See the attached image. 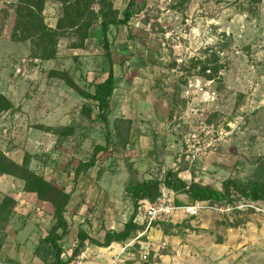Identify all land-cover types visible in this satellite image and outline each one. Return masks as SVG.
Listing matches in <instances>:
<instances>
[{
  "label": "rangeland",
  "instance_id": "1",
  "mask_svg": "<svg viewBox=\"0 0 264 264\" xmlns=\"http://www.w3.org/2000/svg\"><path fill=\"white\" fill-rule=\"evenodd\" d=\"M17 1L0 0V94L17 108L0 114V150L14 162L25 153L34 156V172L52 179L58 170L67 182L73 179L69 167L87 161L91 152L72 155L66 147L54 149L56 137L35 127L67 125L83 102L47 72L67 71L84 87L85 73L106 74L100 32L92 28L84 50L77 48L76 35L67 33L59 41L58 60L41 63L31 58L29 42L10 40L11 7ZM113 2L122 13L129 0ZM61 9L59 0L46 1L43 16L49 28H55ZM131 12L126 27H111L108 34L116 83L129 60L154 67L146 76L156 77L168 105L166 138L160 147L164 152L174 146L166 151L175 163L171 168H186L179 178L187 183L193 180L218 190L229 178H250L264 159V0L255 5L248 0H135ZM205 56L216 58L222 68L213 81L193 69ZM176 86L178 95L173 96ZM73 123L87 129L88 124ZM193 145L201 152L189 165L185 159ZM158 166L151 175L167 170ZM7 190L2 184L0 195ZM207 205L197 218L184 216L178 225L182 242L200 249L191 254L197 261L188 264H264V204ZM128 257L123 264L132 263ZM147 264H152L151 257Z\"/></svg>",
  "mask_w": 264,
  "mask_h": 264
},
{
  "label": "crops",
  "instance_id": "2",
  "mask_svg": "<svg viewBox=\"0 0 264 264\" xmlns=\"http://www.w3.org/2000/svg\"><path fill=\"white\" fill-rule=\"evenodd\" d=\"M133 60H129V64L121 67L122 75L119 77L121 80L117 81L111 98L112 111L108 118L110 143L107 154L101 156L95 167L84 171L76 183H73L76 184L75 186L69 183L70 180H73L72 177H69L67 182L61 180V172L58 170L56 171L57 176L53 174L52 179L47 178L45 174L37 173L54 186L64 188L65 193L72 192L71 201L64 213L69 229L67 236L60 243L63 249L62 260L71 257L72 250L77 245L78 231H83L89 239L102 242L107 231L119 233L123 230L124 224L133 214L131 202L124 197V186L128 180L126 164L133 165L139 179H149L151 170H158L157 167L160 166L158 163L167 169H172L171 166L175 167V163L172 162L173 160L170 161L167 154L169 149H174V146H168L164 152L160 147V142H165L166 138L164 130L167 114L164 113V109L168 108L163 99L165 94H162V86L155 76H146V73H154L153 66L135 64ZM140 62L142 63V61ZM82 69L81 67L80 70ZM113 71L115 76L114 66ZM77 72L82 73L81 71ZM85 74L87 87L92 83H102L107 73L100 77L96 73ZM68 91L74 93L70 89ZM78 98L81 100L79 96ZM81 117L79 114L72 116L71 121L64 126L70 124L74 126L73 121H82L87 124L85 118ZM91 119L93 124L86 125L87 129L76 127L75 137L63 143V147L73 153L72 155L78 151L91 152L94 144L105 145L102 124L94 116ZM120 120L131 122V129L127 135L128 141L125 144L119 142V130L114 129ZM43 126L54 127L45 124ZM82 136L84 138H81ZM22 160L23 157L15 163L21 164ZM87 161L83 160L80 163ZM78 165L69 167L70 176L73 175ZM3 177L7 176L0 177V188L2 184L6 183L8 190L4 195H0V198L3 196L12 197L16 201V207L5 230L6 237L0 248V264H10V261L18 264H42L45 257L37 256V249L54 223L53 208L49 203L37 201L34 194L22 192L20 181L11 177L2 180ZM11 188L14 192L10 190ZM174 199L178 208L192 203L186 195L174 194ZM184 218V215L177 211L170 223L155 225L148 233V237L153 240L167 244L166 250L156 256H150L152 264H188L197 261L198 258L191 257V254L195 255L197 254L196 250H200L197 248L198 244L193 242V245L187 244V240H183L186 243L182 242V238L177 232L178 225ZM133 222L142 228L140 219L134 218ZM189 222L191 223L192 220ZM141 231L142 229L135 236ZM66 240L68 245L64 246L63 242ZM124 244L113 243L104 249L89 245L86 241L82 252L86 251L89 259L83 264H109L111 258L119 253ZM134 249L137 250L138 246H134ZM136 250H133L131 254L123 255V258L131 256L126 259L132 263L127 264H140L138 252L134 255ZM99 255L101 257H98ZM46 261L49 262L48 259Z\"/></svg>",
  "mask_w": 264,
  "mask_h": 264
},
{
  "label": "trees",
  "instance_id": "3",
  "mask_svg": "<svg viewBox=\"0 0 264 264\" xmlns=\"http://www.w3.org/2000/svg\"><path fill=\"white\" fill-rule=\"evenodd\" d=\"M47 0H18L11 9L9 20L10 40L17 43L29 42L31 58L41 63L58 60L57 48L59 41L71 33L78 38L77 48L84 50L85 42L90 37L92 28L99 29V42L103 50V57L108 64L106 78L102 83L90 84L84 87L75 81L72 74L62 70H50L47 77L62 81L65 86L72 90L82 100L79 115L85 118L87 124H93L92 116L102 124L104 133V146L94 144L91 155L87 162L80 163L74 170L73 181L76 183L82 173L93 168L100 161L101 156L107 154L110 143L109 116L111 114V98L116 89V78L113 71L110 43L108 34L110 28L126 27L132 17L131 8L135 0H129L125 10L120 13L113 0H59L62 9L61 17L56 22L55 28H49L43 16ZM255 5L262 0H248ZM97 7V10L94 9ZM174 63L168 65L173 69ZM199 68V75L206 81H213L221 71L216 58L205 56L203 60L196 61L193 69ZM179 87L174 88L173 96L178 95ZM17 108L3 95L0 94V114L14 112ZM168 119L171 120L168 114ZM82 120V119H81ZM82 122V121H80ZM84 122H82L83 124ZM87 127V126H86ZM75 126L72 124L64 127L36 126V130L43 131L56 137L54 149L63 147V143L75 137ZM82 128V127H81ZM114 129L119 130L118 140L125 144L128 141V133L131 122L120 120ZM121 133V134H120ZM125 134V135H124ZM81 138H84L82 136ZM34 156L25 153L22 163L17 164L0 150V177H11L22 183V192L34 194L37 201L49 203L53 208L54 223L46 237L41 241L37 249V256H44L42 264H70L80 255L85 242L98 248H108L111 244H123L135 236L142 228L134 224L137 205L142 200L153 202L159 195V187L164 186L173 194L186 195L192 202H203L211 205H233L238 202L263 203L264 204V159L254 170L252 176L245 181L229 178L221 184V189L209 185H202L193 180L189 183L181 180L179 174L186 168L167 169L157 175L153 174L149 179H139L132 164H126L128 180L124 186V197L133 207V214L124 224L119 233L107 231L102 242L89 239L83 231L76 235L77 245L72 250L71 257L62 260L63 249L61 241L68 234V223L64 213L71 201L72 192L65 193V189L54 186L43 176L38 175L30 168V160ZM16 207V201L10 196L0 198V248L6 237L5 230L8 226ZM49 260L46 261V260ZM10 264H18L10 261Z\"/></svg>",
  "mask_w": 264,
  "mask_h": 264
},
{
  "label": "built area",
  "instance_id": "4",
  "mask_svg": "<svg viewBox=\"0 0 264 264\" xmlns=\"http://www.w3.org/2000/svg\"><path fill=\"white\" fill-rule=\"evenodd\" d=\"M186 156V163L192 165L195 162L196 157L201 150L195 145L191 146ZM207 203L195 202L192 205L183 207H176L174 194L168 191L164 186L159 187V195L155 201L150 202L142 200L138 203L136 209V220L140 219L142 231L138 233L132 240L126 242L120 249L119 253L111 258L109 264H123V255L127 254V249H133L134 246H138V253L140 260L143 263H148L150 256H156L161 251L166 250L167 244L165 242H157L148 237V233L153 226L170 223L173 215L180 211L184 216L189 218H197L204 210L208 209ZM216 210V209H214ZM135 224V223H134ZM98 257H101L99 255ZM89 259V255L86 251L80 253L70 264H83V262Z\"/></svg>",
  "mask_w": 264,
  "mask_h": 264
}]
</instances>
